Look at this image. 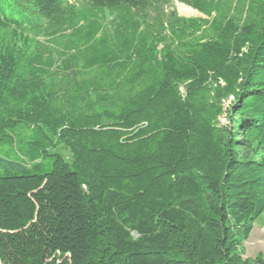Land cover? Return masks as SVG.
<instances>
[{"label": "trees", "instance_id": "obj_1", "mask_svg": "<svg viewBox=\"0 0 264 264\" xmlns=\"http://www.w3.org/2000/svg\"><path fill=\"white\" fill-rule=\"evenodd\" d=\"M263 214L264 0H0V264H264Z\"/></svg>", "mask_w": 264, "mask_h": 264}, {"label": "rangeland", "instance_id": "obj_2", "mask_svg": "<svg viewBox=\"0 0 264 264\" xmlns=\"http://www.w3.org/2000/svg\"><path fill=\"white\" fill-rule=\"evenodd\" d=\"M183 4L175 1L172 3V10H175L180 17L184 18H201L203 17L198 11L190 9L188 6H184L190 10V13L184 15L182 13ZM245 259H254L258 255L264 257V214L258 218L254 223V228L251 236L247 242L244 244Z\"/></svg>", "mask_w": 264, "mask_h": 264}, {"label": "bare ground", "instance_id": "obj_3", "mask_svg": "<svg viewBox=\"0 0 264 264\" xmlns=\"http://www.w3.org/2000/svg\"><path fill=\"white\" fill-rule=\"evenodd\" d=\"M182 8H183L182 13H183L184 15H187V14L190 13V10L187 9L186 7L182 6Z\"/></svg>", "mask_w": 264, "mask_h": 264}, {"label": "water", "instance_id": "obj_4", "mask_svg": "<svg viewBox=\"0 0 264 264\" xmlns=\"http://www.w3.org/2000/svg\"><path fill=\"white\" fill-rule=\"evenodd\" d=\"M183 6H185V5H183ZM190 9H192V8H190Z\"/></svg>", "mask_w": 264, "mask_h": 264}]
</instances>
